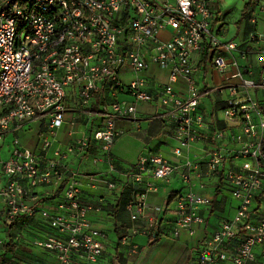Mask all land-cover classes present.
I'll use <instances>...</instances> for the list:
<instances>
[{"label":"built area","instance_id":"2783aa9c","mask_svg":"<svg viewBox=\"0 0 264 264\" xmlns=\"http://www.w3.org/2000/svg\"><path fill=\"white\" fill-rule=\"evenodd\" d=\"M259 11L264 16V0H259ZM211 24L210 0H30L24 5L0 0V151L5 135L22 122L44 119L46 124L39 134V153L22 147L15 137L1 161L8 178L0 188V264H98L104 234L89 215L101 212L104 204L82 200L88 179L103 181L114 197L129 187L125 209L132 225L119 239L126 256L139 251L135 235H148L160 224L147 213L148 193L169 183L178 168L163 152L140 154L120 179L79 174L68 164L72 146L49 153L64 122L69 89L77 109L102 121L101 128L76 145L85 149L94 141L104 158L121 133L115 121L135 119L139 103H152L156 117L173 123L178 145L172 154L183 158L185 191L174 196L172 236L182 230L194 235L204 223L199 210L212 197L195 188L203 187L204 177L220 172L237 207L200 241L197 264H264V108L249 94L264 88V76L254 81L243 66L232 75L237 84L226 86L223 117L239 124L230 131L215 130L212 138L221 145L235 143L234 148L213 147L205 170L186 153L205 125L201 108L206 91L197 86L193 54L207 45L218 73L238 65L236 60L228 63L223 51L245 55L235 42L213 34ZM257 59L264 61V50ZM151 63L169 70L168 82L153 92L141 74ZM123 68L131 73L126 82ZM178 76L187 83L184 93L173 85ZM125 94L132 99L119 98ZM51 184L57 186L56 194H35L36 188ZM25 236L32 248L47 255L44 262L3 255L6 245H13L12 252Z\"/></svg>","mask_w":264,"mask_h":264},{"label":"crops","instance_id":"0c3cea01","mask_svg":"<svg viewBox=\"0 0 264 264\" xmlns=\"http://www.w3.org/2000/svg\"><path fill=\"white\" fill-rule=\"evenodd\" d=\"M249 2L250 7L245 17L242 18L241 10L237 9L238 15L236 18L238 19L236 22L241 20L247 21L240 43L232 39L221 40L224 42H235L240 46V49H244V56H241L237 51H223L228 63H231L233 60L238 62L236 67L228 65L223 73H218L207 56V45L203 52L195 53L192 57L197 86L201 90L206 91L201 108L205 125L199 139L190 144L186 153L198 161L199 170H205L210 150L217 145H221L219 141H215L212 138V133L218 129L230 131L239 124L238 119L228 120L222 114L226 99L229 97L226 86L234 85L238 82L236 78L232 77L233 73L237 69L246 66L249 68V73L246 75L248 78L259 81L264 76V61L257 59V54L264 50V16L259 11V0H249ZM210 8L212 11V32L219 37L224 32V23L219 20V16L214 15L217 13L216 11L220 13L218 0H210ZM215 22L222 23V26L217 31H213V24ZM254 34H257L260 38L258 40L251 39V36ZM162 35L166 37L168 33ZM141 74L146 78L147 89L153 92L158 85L168 82L169 70L151 63ZM121 77L126 82L131 77L130 71L127 68H123ZM173 85L181 93L187 90V83L181 76H178ZM249 94L264 108V88L250 90ZM240 96L242 97V94ZM119 98L128 101L132 99L131 96L126 94L119 95ZM99 101L100 97L96 95L94 104L97 105ZM155 113L156 108L152 103H139L135 119H117L115 126L121 133L113 143L108 156L104 158V156H101L102 154L98 149V145L94 141L85 149L79 148L76 145L80 138L89 137L94 130L101 128L102 121L97 115H91L77 109V98L73 91L69 89L67 92L64 122L53 138L49 153L57 147L66 149L72 146L73 152H71L68 158V164L79 174L120 179L131 170L140 154L150 151L163 152L178 167L169 183L159 184L156 190L148 193L147 213L156 216L160 224L150 230L153 234L152 240H148V235L144 233L133 237V240L139 244V251L133 259H128L124 254L126 248L119 245V237L132 225L128 212L126 209H123L124 212L121 214V217L116 220L115 212L113 213L112 209L116 200L114 195L106 189L105 183L92 179L86 181L81 194L82 200L90 203L103 202L104 204L101 212L89 215L93 225L104 234L103 253L98 264H134V261L137 260V264H143L141 261L145 258V256H142L144 248H154L156 246L167 250V257L172 253L175 256L174 264H197L200 241L211 234L222 220L229 218L237 207V201L232 198L229 186L222 181L220 172L213 174L211 177H204L203 187L195 188L196 191L212 197L211 204L199 210L200 214L205 218L204 223L196 226L194 235H189L185 230H182L179 236H172L175 201L174 197L171 201H168V199L173 193L185 191L180 176L184 170L182 166L183 158L175 157L172 154L173 147L178 145V141L174 136L173 123L156 117ZM45 130V120L36 119L22 122L18 129H14L5 135L0 151V188L6 183L8 178L1 170V161L8 157L12 139L17 137L22 147H26L34 153H39V134ZM125 136L126 138L121 140ZM131 139L138 143L139 146L138 151L132 159L119 152L117 148L121 141L127 143ZM221 146L223 150L227 149L229 151L236 144L225 142ZM119 150H121L120 146ZM175 184L178 186L175 187ZM56 188L55 184L41 186L35 189V194L38 196L40 194H56L54 192ZM126 189L127 187L124 188V190ZM1 206L2 199L0 198ZM155 207H160L161 211L156 212L154 210ZM123 223L124 225L121 226ZM27 239H29V236L24 237L16 250L12 252H8V250L5 256L14 255L28 263L44 262L47 255L32 248ZM192 252L194 256L191 255Z\"/></svg>","mask_w":264,"mask_h":264},{"label":"rangeland","instance_id":"374dc122","mask_svg":"<svg viewBox=\"0 0 264 264\" xmlns=\"http://www.w3.org/2000/svg\"><path fill=\"white\" fill-rule=\"evenodd\" d=\"M247 1L249 0H218L220 13H218V11L215 10L217 13H215L214 15H217V17L219 16V20L223 21L224 23L223 24L224 32L222 33L221 36L218 35L219 36L218 38L220 40L232 39L240 43L241 36L242 34H244L247 21L241 20L239 22H236L238 19L236 18L238 15L237 9H239V11L241 10L242 12L244 4ZM220 26H222L221 22H215L213 24V31H217V29ZM237 30H238V33H237ZM124 138H126V136L121 138V140H123ZM119 146L121 150H119ZM117 148L119 152L125 154L128 158L132 159L134 155L136 154V152L138 151L139 146H138V143H136L135 141L131 139V141L127 143H124L123 141H121V143L117 146ZM177 186L178 185L175 184V187ZM137 253L127 256V258L133 259L135 258ZM167 253H168L167 250L159 246H156L154 248L145 247L143 250V254H142V256H145V258L144 260L141 261V263L143 264H174L175 256L171 253V255L167 257ZM191 255L194 256V253L192 252ZM137 263H138V260L134 261V264H137Z\"/></svg>","mask_w":264,"mask_h":264},{"label":"trees","instance_id":"16d2710c","mask_svg":"<svg viewBox=\"0 0 264 264\" xmlns=\"http://www.w3.org/2000/svg\"><path fill=\"white\" fill-rule=\"evenodd\" d=\"M13 2H17L21 5H24L26 2L30 1V0H12ZM250 7V2L247 1L245 4H244V7H243V10L241 12V17H245L247 14H248V9ZM93 110H96V107L93 108ZM262 148L264 149V142H263V145H262ZM128 194H129V187H127L126 190L123 189V191L115 196V200H116V203L113 205L112 209H113V213L115 212V217H116V220L119 219L121 217V214L124 212L123 209H125V204L128 200ZM176 193H173L170 195L168 201H171L173 199V197L175 196ZM129 216V215H128ZM123 224H121V226H123ZM120 226V227H121ZM119 229V228H118ZM153 238V234L150 232L148 234V240H152ZM120 239V237H119ZM13 248V245H6V250H12ZM6 253H4L3 255H5Z\"/></svg>","mask_w":264,"mask_h":264}]
</instances>
